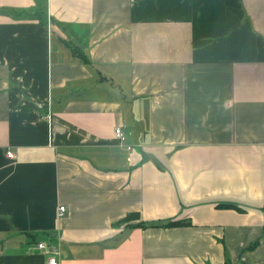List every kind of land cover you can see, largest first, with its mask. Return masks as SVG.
<instances>
[{"label": "crops", "instance_id": "0c3cea01", "mask_svg": "<svg viewBox=\"0 0 264 264\" xmlns=\"http://www.w3.org/2000/svg\"><path fill=\"white\" fill-rule=\"evenodd\" d=\"M51 257L264 264V0H0V264Z\"/></svg>", "mask_w": 264, "mask_h": 264}, {"label": "built area", "instance_id": "2783aa9c", "mask_svg": "<svg viewBox=\"0 0 264 264\" xmlns=\"http://www.w3.org/2000/svg\"><path fill=\"white\" fill-rule=\"evenodd\" d=\"M116 135L119 138L120 141H124L125 140V135L123 132V128L119 127L116 130ZM10 157H12V153L9 154ZM66 211L65 207H61L60 208V214L63 215ZM40 248H44V244H39ZM47 264H58L57 259H55L54 257L49 258L48 263Z\"/></svg>", "mask_w": 264, "mask_h": 264}, {"label": "trees", "instance_id": "16d2710c", "mask_svg": "<svg viewBox=\"0 0 264 264\" xmlns=\"http://www.w3.org/2000/svg\"><path fill=\"white\" fill-rule=\"evenodd\" d=\"M137 218H138V215L133 214V215L128 216L123 222H130V221L137 219ZM176 224H180V223H176ZM137 225H139V224H137ZM225 264H229V263H225Z\"/></svg>", "mask_w": 264, "mask_h": 264}]
</instances>
